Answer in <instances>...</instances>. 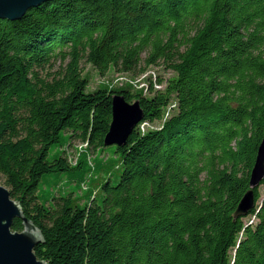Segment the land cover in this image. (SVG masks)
Masks as SVG:
<instances>
[{
	"label": "trees",
	"instance_id": "1",
	"mask_svg": "<svg viewBox=\"0 0 264 264\" xmlns=\"http://www.w3.org/2000/svg\"><path fill=\"white\" fill-rule=\"evenodd\" d=\"M83 62L170 76L87 92ZM115 94L144 118L105 147ZM263 134L264 0H52L0 19V178L46 264H264V179L234 218ZM63 178L75 189H41Z\"/></svg>",
	"mask_w": 264,
	"mask_h": 264
},
{
	"label": "water",
	"instance_id": "2",
	"mask_svg": "<svg viewBox=\"0 0 264 264\" xmlns=\"http://www.w3.org/2000/svg\"><path fill=\"white\" fill-rule=\"evenodd\" d=\"M52 0H0V19L17 20L42 3ZM144 113L138 102L128 103L122 95L112 99V121L104 139L105 147L125 146L134 129L143 121ZM264 179V134L257 151L255 164L250 174V189L241 199L234 218L245 216L255 207L254 189ZM16 219L23 222V232H13ZM43 241L40 230L23 215L18 202L9 190L0 185V264H46L36 254V246Z\"/></svg>",
	"mask_w": 264,
	"mask_h": 264
},
{
	"label": "rangeland",
	"instance_id": "3",
	"mask_svg": "<svg viewBox=\"0 0 264 264\" xmlns=\"http://www.w3.org/2000/svg\"><path fill=\"white\" fill-rule=\"evenodd\" d=\"M82 69H83V72H84V76H87L89 78V87L87 88V92L94 91L101 85L119 89V88H122V87L126 86L127 83L132 85V86H134L136 90H142L143 92H146L149 89L148 85L150 84V82H154L155 83L158 80L159 76H161V77L170 76V74L165 73L162 68L161 69L160 68L159 69L151 68V69L148 70V72L145 75H143L141 77H137V78H134V77H132L130 75H127V74H117L114 71L109 72L107 77L102 78L97 73V71L91 65L87 64L86 62L82 63ZM55 70L56 69H54L53 71H55ZM160 126H161L160 123H155L153 125V128L154 129H158V128H160ZM144 128L146 130L148 127H144ZM75 146H78V145H75ZM77 148H78V150H77ZM80 148L79 147H75V148L72 147V148L67 149V153H68L72 163H74V164L76 163V160H77V157H78V151H79ZM97 156H96V153H94V154H92L90 156V158L94 160V158L97 157ZM100 157H101V159H103L105 161L108 157L110 158V155H108L106 153H103V155L100 156ZM52 158H53V152L51 151L50 159H52ZM65 181H66V179L63 178L62 182L54 190H51V188L48 187V185H46V184L43 185L41 187V189L46 191L47 188H48L47 193L50 196L51 195H56L58 197L60 195L59 194L60 192L61 193H63V191L69 192V191H72V190L75 189L74 185H71V186H68V187L65 186L66 188H64L63 187V184H64L63 182H65ZM0 185L4 186V183L1 180V178H0ZM261 194H262V196L264 195L262 189H261ZM76 196L77 197H81V193L80 192H76ZM246 221H248V220H246ZM251 221H249V223H251Z\"/></svg>",
	"mask_w": 264,
	"mask_h": 264
},
{
	"label": "built area",
	"instance_id": "4",
	"mask_svg": "<svg viewBox=\"0 0 264 264\" xmlns=\"http://www.w3.org/2000/svg\"><path fill=\"white\" fill-rule=\"evenodd\" d=\"M145 74H146V73H145ZM145 74H144V75H145ZM142 76H143V75H142ZM140 77H141V76H140ZM156 82H157V81H156ZM156 82H155V83L152 82V83L155 85V88H156V89H159L160 87L156 85ZM150 83H151V82H150ZM127 84H128V83H127ZM127 84H126V85H127ZM128 85H130V84H128ZM148 86L150 87V84H149ZM133 87H134V86H133ZM122 88H125V86L122 87ZM134 88H135V87H134ZM148 90H149V89H148ZM148 90H147L146 92H144V94L147 93ZM144 127H148L147 130H148V129H154L153 126H150V125H148L147 123H144V124H142V125L140 126V129H141L143 132L145 131V128H144Z\"/></svg>",
	"mask_w": 264,
	"mask_h": 264
}]
</instances>
